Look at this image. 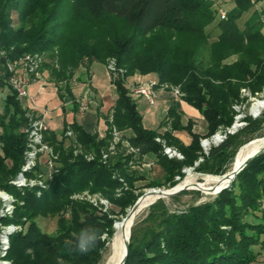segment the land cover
<instances>
[{
	"label": "trees",
	"instance_id": "1",
	"mask_svg": "<svg viewBox=\"0 0 264 264\" xmlns=\"http://www.w3.org/2000/svg\"><path fill=\"white\" fill-rule=\"evenodd\" d=\"M231 1L234 7L225 9L227 18L222 20L221 6L211 0H0L2 63L50 54L49 77L65 85L59 87L60 94H71L76 72L83 67L89 75L94 63L107 67L115 61L116 69L123 70L125 76L110 74L116 101L107 134L100 138L76 122L65 126L61 139L45 132V142L58 156L59 173L45 189H18L10 182L21 171L26 131L35 116L18 100L7 73L5 82L10 92L0 136V190L11 194L16 203L12 217H0V224L22 229L10 237L7 259L12 264H101L105 248L101 239L88 254H79L74 250L75 234L95 227L101 236H113L115 217L125 218L139 199L137 183L145 179L135 167L146 155H154L164 172L163 180H153L146 188L161 189L175 186L176 178L185 176L183 170L195 167L200 159L203 161L195 167L198 172L224 175L238 149L256 138L264 120L245 118L246 127L239 133L212 147L207 156L201 152L202 140L233 125V106L241 101L242 89L253 94L264 90V11L254 9L264 0ZM248 14L240 27L239 21ZM112 20L124 22L133 32L124 35ZM210 27L219 30L213 42L206 32ZM183 37L192 41L181 51ZM232 57L236 60L229 62ZM135 73L155 75L159 84L181 86L183 100L200 112L208 134L202 138L193 133L192 123L183 125L175 109L158 130H146L126 82ZM114 130L138 150V158L118 143L116 153L104 163L102 152L109 153ZM68 131L73 138L66 137ZM127 131L134 136L126 137ZM183 131L192 138L188 146L174 136ZM158 138L167 147L176 148L183 160L164 155ZM76 149L82 153L75 155ZM85 155L94 159L87 160ZM84 193L108 200L119 211L102 212L87 201L75 199ZM41 218H57L53 235L42 231L38 223ZM263 252L264 154L250 162L230 190L212 202L172 212L165 201L158 200L147 217L132 226L125 264H256ZM124 255L125 251L118 264Z\"/></svg>",
	"mask_w": 264,
	"mask_h": 264
},
{
	"label": "rangeland",
	"instance_id": "2",
	"mask_svg": "<svg viewBox=\"0 0 264 264\" xmlns=\"http://www.w3.org/2000/svg\"><path fill=\"white\" fill-rule=\"evenodd\" d=\"M223 2L225 3L224 0L222 1V3ZM258 6H260V7H258ZM230 8L231 7H226L225 6L226 10H229ZM254 9H258V10H263L264 11V3L263 4H261V3L260 4H256ZM249 16H250L249 14L245 15L239 21L240 27H243L244 22L248 19ZM13 19H14L15 23H17V16L16 15L13 16ZM263 23H264V20H263ZM111 24H113V26L117 29V31H121L122 33H124V35L125 34L126 35L127 34H131L133 32V30L131 28H129L127 26V24H125L124 22L112 20ZM206 32L211 35V42L215 41L217 39L218 35H219V30L216 27H210V28H208L206 30ZM263 33H264V29H263ZM191 41H192V38H190V37L189 38H187V37L184 38L183 37V39L181 40V45H179V47H181V51H183V48L184 49L188 48L190 46ZM178 44L179 43H177V46H178ZM180 53H182V52H180ZM50 56H51L50 54H46V55H42V56L38 55V57H37V55L33 56V58H36L38 60L39 71H40L41 68H45L43 72H46L48 75H49V72H48L47 68H50L51 63H52L51 60H50ZM235 60H236V57H232L229 60V62H234ZM111 62H114V64H115V61H111ZM93 69H94V72L96 74V77L94 78V81H93V87L95 88L97 86L96 88L99 89L101 91V93L103 94V97H104V100H105V106H104L102 112L105 115H107V113L113 108V105H114V102H115V98H116V88H115V86L113 85V83L111 81V78L109 76V72L107 70V67L104 68L102 64H98L97 63L93 67ZM81 73L85 76L86 75V69L83 68V67L80 68L76 72V75L81 74ZM137 75L138 76H135V77L134 76H128L126 78V82L128 83L129 87H133L135 85V83H146V82H150L152 80H154V81L158 80L155 77V75H145L143 78L141 77L142 79H140V77H139L140 75L138 73H137ZM84 80L85 79L82 78L80 81L76 82L75 85H73V90H74L73 91V98H75V100H79L80 97L83 96L84 90L87 88V82H85ZM160 85H166V86H170V87H174V88H179L180 91L182 90L181 86H174L172 84H160ZM160 85H159V82H158V87ZM158 90H159V88H158ZM242 90H245V93H243ZM242 90H241V97H240L241 101L239 103H236L233 106V109H234V111L236 113V117L234 119V123H233V125L231 127H229V129H232L235 126L237 128V130H236L237 132L236 133H239L244 127H246L245 118H251L253 120H256V119L264 120V110H263V112H261V115L259 117H257V118H253L251 116L252 106L257 101H260V100L264 101V90L261 93H258V94H253L249 89H246V88L242 89ZM167 96H168V94H166L164 91H158L157 105L156 106H150L144 98H141L137 94L131 93V98L138 105V109L140 111V114L143 117V126H144V128L146 130H148V131H156L160 127L161 123L165 120L166 115L168 114L169 110L170 109H175L177 106H179V105H176L174 100L168 99ZM182 99H183V97H182ZM2 101H3L2 93L0 92V123L3 120V115L5 113V102H2ZM66 109H67L66 110V114H68L70 119H72L73 121L76 120V123L79 126L83 127L87 132H89L91 134H96L97 133V131H96L97 129L96 128H97V125H98V112H97L98 109H97V105L96 104L91 103L90 108L83 115L80 114L79 112H75L74 111V107L72 105L68 106ZM32 117H34V116H32ZM52 117L55 120V122L57 123V121H58L57 117L55 115H53ZM34 119L36 120L37 118L34 117ZM35 120H32V121H35ZM101 120L102 121H101V123L99 124L98 127L100 129L99 130V135L103 137V136H105L107 134V130H106L107 124H106V119L105 118L102 117ZM193 123L195 125H197L199 127V129L202 128V127H205L204 132L205 133L207 132L206 122L204 120L196 117V118H193ZM53 128L57 132L56 133L57 137L61 138L62 134H63V131H64V127L62 125L54 124ZM226 129H228V128L220 129L219 132L220 131H225ZM125 136L128 137V138H131V137L134 136V133L132 131H129V132H127L125 134ZM261 138H264V124H263L262 128L256 132V138L254 140L250 141L249 143L243 145L242 147H240L238 149V151L236 152V154L233 157V159L227 165V170H226L225 174H228L230 176L232 165L236 162V160L238 158V155L241 152V150L248 144H249L248 146H251V145H256V144L260 143L261 141H259L258 139H261ZM44 139H45V135H44ZM169 148H171L173 150H176L178 153H180L174 147H169ZM0 152H1V148H0ZM201 152H202L203 155H206L203 147H202V151ZM45 160H47V156H45L44 158L41 159V170L44 173H48L50 171V169H49L48 166L45 165ZM202 161H203V159H202ZM199 163H200V161H199ZM136 167H139V166H136ZM195 167H196V165H195ZM195 167H192V168H194V170L192 169L190 172H188V174H184L185 176L183 177V179L181 181L176 180L175 182H178V183L175 186L170 184V185H168V186H166L164 188H161V189L162 190H167V191L172 190L173 188L177 187L180 183H183L187 179V177H188V175L190 173L194 174L191 177V181L194 180L198 184H203V183H205V181L207 179L211 178V177H208V176H218V177H220V175L200 173V172H198L195 169ZM158 170L159 169L157 168L156 172H155V170H151L149 172L150 173L149 179L146 180V183L139 182V184H137L138 187H139V191L137 192L138 195H139V198L142 197L150 189H158V188H150V189L146 188V185L148 183L152 182V178H155V174L158 172ZM161 175H163V174H161ZM161 175H157V179L158 180L161 178ZM231 187H232V185L229 188L225 189V190H230ZM190 188H192V187H190ZM0 191H4V190H0ZM224 191H222V192H224ZM222 192L207 196V195L204 194V192H201V191L186 190V191L182 192L181 194L175 196L176 197L175 200L173 199L174 197H172V198H164V199L162 198V199H159V200L165 201L167 206L169 207V209L172 212L185 211V210L189 209L191 206H198V205H201L203 203L212 202ZM0 203H1V200H0ZM151 206L149 205V206L145 207L135 217V219L128 225L127 232H126L127 236L129 235L130 229L132 228V226H134V224L137 221L143 220V219H145L147 217L149 209H150ZM110 210L111 211H116V212L119 211L118 209L114 208L112 205L109 207L108 212ZM115 219H116L117 222H120V221L123 220V216L122 215H118L117 217H115ZM38 223H39V226L41 227L42 231L45 232L46 234L53 235L56 232V230H57V218H47V219L41 218V219L38 220ZM18 228L20 229L19 231L22 230L20 227H18ZM113 229H114L115 232H114L112 237H109L108 234H104V235L101 236V242L104 243V245H105L104 246L105 248L101 251V256H102L101 264H107L108 259L111 256V244H112V241H113V239L115 237V234H116L115 227H113ZM262 255H264V252H263Z\"/></svg>",
	"mask_w": 264,
	"mask_h": 264
},
{
	"label": "built area",
	"instance_id": "3",
	"mask_svg": "<svg viewBox=\"0 0 264 264\" xmlns=\"http://www.w3.org/2000/svg\"><path fill=\"white\" fill-rule=\"evenodd\" d=\"M211 1L218 4V0ZM219 16L222 20H225L227 18V11L224 8H220ZM6 67L9 73L8 83L16 92L18 100H21L28 95V84L25 80L24 75H38V60L36 58H33V56H26L14 63L6 61ZM107 69L109 74L112 73L115 75L116 73H119L123 78H125L124 71L117 70L114 62H111L107 66ZM158 91H164L166 94H168L167 97L174 101H179L183 97V94L181 93L179 88H174L166 85H160L158 87V81L154 80L146 83H135L133 87H129L130 94L134 93L140 97L145 98L150 106L157 105ZM242 92L245 93V90H242ZM77 105L78 112L82 115L85 114L90 108V104L85 100L78 101ZM260 115L261 114L255 116L251 111V116L253 118H257ZM236 130L237 128L234 126L232 129L228 128L225 131L218 132L216 135L209 139L202 140L201 146L203 147L206 155L209 154V151L212 147L219 146L227 139L229 135H234L237 132ZM47 131L48 129L42 120L36 119L35 121L31 122L30 128L26 131L28 142L26 151L24 153V163L22 165L21 171L18 173L16 178L10 182L12 186L18 189H24L28 187H38L39 189H45L47 187V182L53 180L54 176L59 173L60 167L58 163V156L55 154L53 148L48 143H46L44 139V134ZM113 136L114 142L109 148V153L105 151L102 152V160L104 161V163L108 160L110 154L114 155L116 153L118 143H122V146L124 147V149H126L127 153L138 155V150L133 149L127 141H122L120 134L116 130L113 131ZM66 137L69 139L73 138V133L71 131H68L66 133ZM156 141L163 144L164 155H166L169 159L176 158L178 160H183V156L180 153L167 147L164 142L161 141V139L158 138L156 139ZM74 153L75 155H77L82 152L80 149H76ZM44 155L47 156L45 165L50 169L48 173H44L42 170L38 172V168H41V158ZM85 158L91 161L94 159V156L85 155ZM200 162H202V159L200 160ZM197 165H199V162L196 163V166ZM192 169L194 170V168H186L183 170V173L188 174V172H190ZM32 174H36V177L31 178L30 176ZM176 180L181 181L180 177H177ZM121 182L123 181L121 180ZM124 188L127 189L126 184H124ZM75 199L87 201L102 212H108L109 207L111 206L108 200L98 195H90L89 193L77 195ZM0 200V217H12L16 203L14 197L6 191H0ZM0 229V264H11V262L7 259L8 251L10 249V237L20 229L14 225L3 226L1 224Z\"/></svg>",
	"mask_w": 264,
	"mask_h": 264
},
{
	"label": "crops",
	"instance_id": "4",
	"mask_svg": "<svg viewBox=\"0 0 264 264\" xmlns=\"http://www.w3.org/2000/svg\"><path fill=\"white\" fill-rule=\"evenodd\" d=\"M222 1L223 0H218V6L219 7L220 6L222 8L224 7V9H225V6L231 7L230 9H232L234 7V4L231 0H224L225 3L224 2L222 3ZM261 4H263V3H261ZM258 7H260V6H258ZM96 64L97 63H94L91 66L89 75L86 74L84 76L82 73L75 75V77L73 78V81L71 82V85H70L71 94H69L67 91H63L60 94L59 87L63 88L65 85H63V86L60 84L58 85L55 81L50 79L49 75L46 72H39L38 75H36V76L35 75H27V74L24 75L25 80L28 84V87H27L28 95L20 100L22 106L25 109L29 110L37 119H40L43 121V123L45 124V126L48 129L47 132L56 134L57 132L53 128L54 124L62 125L65 129V126L67 124H72V123L76 122V120L73 121L72 119H70L69 115L66 114V110H67L66 108L68 106L72 105L74 107V111L77 112L76 105H77L78 101L85 100L90 105H91V103H94L97 105V109H98V111H97L98 112V125L96 128L97 129L96 134L101 138L102 136L99 135L100 129L98 126L102 121L101 120L102 117L105 118L106 124H107L106 130L108 132V120H110L112 117L115 102H114L113 108L107 113V115H105L102 112V110L105 106V100H104L103 94L101 93V91L99 89L96 88L97 86L95 88L93 87V81H94V78L96 77V74L94 72L93 67ZM103 67L106 68L105 65H103ZM7 73L8 72H7L6 64H4L0 61V92L2 93V98H3L2 102H5V106H6V99L8 97L9 92H10L9 86L5 82V79L7 77ZM139 75H140L139 76L140 79H142L144 77V75H141V74H139ZM109 76H110V74H109ZM133 76L135 77L138 75L136 73ZM82 78L85 79L84 80L85 82H87V88L84 90L83 96L80 97L79 100H75V98H73V91H74L73 85H75L76 82L80 81ZM110 78H111V76H110ZM111 81H112V79H111ZM141 98H143V97H141ZM115 101H116V98H115ZM175 103H176V105H179L175 108V110H177L179 112V114L181 115L183 125L186 126L189 122L192 123L193 133L201 136L202 138L205 137L209 132L207 123H206V128H207L206 133L204 132L205 127H202L199 129V127L193 123V118H196V117L204 120V118L202 117L200 112L198 110H196L195 108H193L192 106H190L188 103H186L183 99H181L179 101H175ZM170 110H169V112H170ZM169 112L166 115V118L169 115ZM51 115L52 116L55 115L57 117V119H58L57 123L55 122V120L53 119V117ZM4 117H5V113L3 115V120H4ZM3 120L0 123V136L3 132V128H2ZM161 125H162V123H161ZM161 125H160V127H161ZM165 131H166V129H164V128L161 129L162 133H164ZM127 132H129V131H127ZM127 132H125V134ZM63 133H64V131H63ZM62 136H63V134H62ZM174 136L176 138H178L179 140H181L187 146L190 145L192 142V138L190 137V135H188L184 131L183 132H175ZM61 138H59V139H61ZM0 148H1V144H0ZM0 154H3L2 149H1ZM135 156H136V158L139 157V155H135ZM44 157H45V155L42 158H44ZM157 161H158L157 158L152 154L146 155L143 158L142 163L138 165L139 167L135 168L139 172L140 176L144 177V179H145L144 181H140V182L146 183V180L149 179V175H150L149 172L151 170H155V172H156L157 168L159 170L155 174V178H152V181L158 180L157 175H161V174L164 175V172H163L162 168L159 166V164L157 163ZM163 175H161V178L159 180H163V177H162ZM137 184H139V182ZM137 187H138V185H137ZM256 264H264V255H262L260 257L258 263H256Z\"/></svg>",
	"mask_w": 264,
	"mask_h": 264
},
{
	"label": "bare ground",
	"instance_id": "5",
	"mask_svg": "<svg viewBox=\"0 0 264 264\" xmlns=\"http://www.w3.org/2000/svg\"><path fill=\"white\" fill-rule=\"evenodd\" d=\"M264 110V101H257L253 108H252V113L255 116H258L259 114H261V112H263ZM259 141H261L260 143L256 144V145H251L248 146L246 145L241 152L238 155V158L236 160V162L232 165L231 168V172H230V176L227 178L228 180L226 182L222 183V186H225L226 184L229 183L230 181V177L233 176V173L238 170L244 163L245 161L249 158V156H251L252 154L256 153L257 151L261 150L262 148H264V138L258 139ZM254 142V141H253ZM252 143V142H251ZM250 143V144H251ZM248 146V147H247ZM219 181H220V177L218 178H210L207 179L205 181V183L200 184L199 186L201 188H210V187H217L219 185ZM196 184H198L197 182H195L194 180H189L185 183H180L174 190H178L181 189L182 187H192L190 188V190H193V187L196 186ZM162 191H167V190H162ZM170 191V192H172ZM205 195H213L216 194V192H204ZM159 198V192H148L147 195L145 197H143L140 202H139V210L137 211V213H135V215L130 218L127 221H120L116 223V234L115 237L112 241L111 244V256L108 259L107 264H118V262L120 261V259L122 258L124 251H125V243H126V232H127V227L128 225L135 219V217L147 206H151L152 203H154L157 199ZM132 229V228H131ZM131 229L129 232V236L128 239L131 236ZM127 239V240H128Z\"/></svg>",
	"mask_w": 264,
	"mask_h": 264
},
{
	"label": "water",
	"instance_id": "6",
	"mask_svg": "<svg viewBox=\"0 0 264 264\" xmlns=\"http://www.w3.org/2000/svg\"><path fill=\"white\" fill-rule=\"evenodd\" d=\"M264 154V148H262L261 150L257 151L256 153L252 154L251 156H249V158L245 161V163L233 173V176H231L230 181L228 184H226L225 186H222L223 182H226L228 179L227 177L229 176L228 174H225L223 176H220V181H219V185L217 187H210V188H201L199 185L200 184H196V186L193 187V190H197V191H201V192H216V193H220L222 191H224L225 189L229 188L237 179L238 175L249 165L250 162H252L255 158L259 157L260 155ZM176 188V187H175ZM175 188H173L172 190H174ZM162 191V189H150L148 190L142 197H140L137 202L135 203V205L128 211L127 215L125 218H123V221H127L130 218H132L135 213H137V211L139 210V202L140 200L148 193V192H159V199H164V198H172L175 197L179 194H181L182 192L186 191V190H190V188L188 187H182L181 189L175 190V191ZM172 191V192H170ZM157 200L154 202L156 203ZM154 203H152L151 205H153ZM116 228V223L115 226ZM131 237V236H130ZM129 245H130V238L127 240V242L125 243V255L123 257V259L121 260V262L119 264H125V261L127 259L128 253H129Z\"/></svg>",
	"mask_w": 264,
	"mask_h": 264
},
{
	"label": "clouds",
	"instance_id": "7",
	"mask_svg": "<svg viewBox=\"0 0 264 264\" xmlns=\"http://www.w3.org/2000/svg\"><path fill=\"white\" fill-rule=\"evenodd\" d=\"M100 239L101 232L98 228H82L75 234L74 250L79 254H88L95 248Z\"/></svg>",
	"mask_w": 264,
	"mask_h": 264
}]
</instances>
